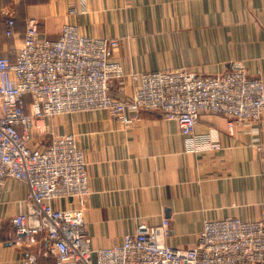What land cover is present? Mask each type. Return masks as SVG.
<instances>
[{
    "label": "crops",
    "instance_id": "0c3cea01",
    "mask_svg": "<svg viewBox=\"0 0 264 264\" xmlns=\"http://www.w3.org/2000/svg\"><path fill=\"white\" fill-rule=\"evenodd\" d=\"M79 1L0 0V56L22 47L26 21L35 17L41 38H55L71 22L84 35L116 38L110 59L126 74L122 85L109 87L116 98L132 93L138 83L132 73L181 67L217 75L238 66L264 83V0H84L85 12ZM8 17L15 20L11 36ZM46 127L50 136L74 134L84 151L90 191L84 216L93 249L164 219L163 243L187 249L204 220L256 219L264 210V119L235 122L230 131L228 118L201 114L194 133L208 141L198 151L186 148L177 123L160 111L141 110L127 125L106 110L62 114ZM26 195L18 179L0 194V264H57L45 235L20 234L11 223L31 209Z\"/></svg>",
    "mask_w": 264,
    "mask_h": 264
},
{
    "label": "built area",
    "instance_id": "2783aa9c",
    "mask_svg": "<svg viewBox=\"0 0 264 264\" xmlns=\"http://www.w3.org/2000/svg\"><path fill=\"white\" fill-rule=\"evenodd\" d=\"M81 12L87 3L79 1ZM5 34L13 35L8 17ZM39 20L29 17L22 47L0 56V194L9 179L27 187L31 209L12 216L20 234L39 233L49 241L57 264H263L264 210L256 219L204 220L196 243L168 246L169 221L138 225L119 244L93 249L84 209L89 197L87 163L75 135L50 136L32 148L34 130L44 135L45 117L106 110L112 120L130 124L139 111H160L174 120L186 148L198 151L207 135L194 133L201 114H219L233 123L264 119V83L235 66L224 74L204 75L189 67L132 73L138 83L126 99L109 87L123 84L122 65L110 59L114 37H92L74 23L61 26L53 39L39 36ZM67 201L56 207L53 201ZM34 259H31V262Z\"/></svg>",
    "mask_w": 264,
    "mask_h": 264
},
{
    "label": "rangeland",
    "instance_id": "374dc122",
    "mask_svg": "<svg viewBox=\"0 0 264 264\" xmlns=\"http://www.w3.org/2000/svg\"><path fill=\"white\" fill-rule=\"evenodd\" d=\"M124 69V68H123ZM125 72V71H124ZM50 119V117H45V119H43L42 122H40L42 129L44 130V135L41 136L40 134H38V130H34V132H32V136H28L27 142L29 144L30 147L32 148H36V147H40V146H44V144L47 142V135L50 136V134H46L47 133V127H46V122Z\"/></svg>",
    "mask_w": 264,
    "mask_h": 264
},
{
    "label": "water",
    "instance_id": "95a60500",
    "mask_svg": "<svg viewBox=\"0 0 264 264\" xmlns=\"http://www.w3.org/2000/svg\"><path fill=\"white\" fill-rule=\"evenodd\" d=\"M264 264V263H263Z\"/></svg>",
    "mask_w": 264,
    "mask_h": 264
}]
</instances>
